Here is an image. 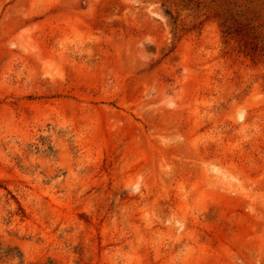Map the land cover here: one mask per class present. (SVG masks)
<instances>
[{"label": "rangeland", "instance_id": "rangeland-1", "mask_svg": "<svg viewBox=\"0 0 264 264\" xmlns=\"http://www.w3.org/2000/svg\"><path fill=\"white\" fill-rule=\"evenodd\" d=\"M0 264H264V0H0Z\"/></svg>", "mask_w": 264, "mask_h": 264}]
</instances>
